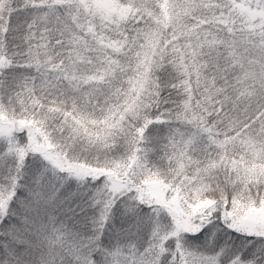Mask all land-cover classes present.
Returning a JSON list of instances; mask_svg holds the SVG:
<instances>
[{
  "label": "snow or ice",
  "instance_id": "snow-or-ice-1",
  "mask_svg": "<svg viewBox=\"0 0 264 264\" xmlns=\"http://www.w3.org/2000/svg\"><path fill=\"white\" fill-rule=\"evenodd\" d=\"M0 264H264V0H0Z\"/></svg>",
  "mask_w": 264,
  "mask_h": 264
}]
</instances>
